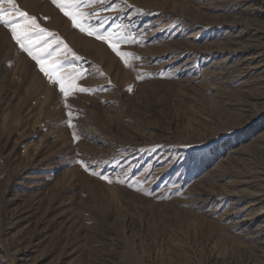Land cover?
Wrapping results in <instances>:
<instances>
[{
	"label": "rangeland",
	"instance_id": "374dc122",
	"mask_svg": "<svg viewBox=\"0 0 264 264\" xmlns=\"http://www.w3.org/2000/svg\"><path fill=\"white\" fill-rule=\"evenodd\" d=\"M16 3L87 91L65 101L0 26V264H264V0L86 8L131 24L135 71Z\"/></svg>",
	"mask_w": 264,
	"mask_h": 264
},
{
	"label": "snow or ice",
	"instance_id": "6c2138e0",
	"mask_svg": "<svg viewBox=\"0 0 264 264\" xmlns=\"http://www.w3.org/2000/svg\"><path fill=\"white\" fill-rule=\"evenodd\" d=\"M50 3L70 23L72 30L104 44L124 67L135 71L132 62L138 58L133 52L124 50L127 47L139 45V41L129 30L132 27L131 24L128 26L118 24L116 23L117 17L109 18L95 9L85 10L94 4L104 6L105 0H50ZM6 4L10 7L5 8ZM104 11L115 12L117 10L111 3H108L104 7ZM39 19L37 16L21 10L16 0H0V26L6 29L10 40L18 50L34 62V66L38 68L46 81L54 89H58L59 95L66 101L71 94L86 92L87 89L81 87L79 81L84 80L88 73L75 64H69L67 60L69 53H71L73 61L78 60L79 57L72 52L66 41L57 33L42 27ZM43 19L47 21L49 18L44 17ZM69 67L71 71L68 70ZM140 78L141 76L138 74L137 79ZM68 115L70 117L71 113ZM68 127H75L71 119L68 121ZM77 139L78 137L74 133L73 141ZM76 163L85 172L99 175L101 179L112 183L108 176L95 172L87 162L77 160Z\"/></svg>",
	"mask_w": 264,
	"mask_h": 264
}]
</instances>
